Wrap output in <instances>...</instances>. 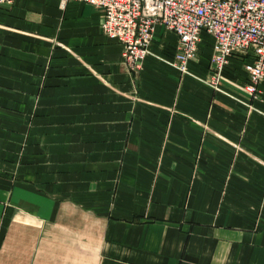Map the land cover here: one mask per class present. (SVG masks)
I'll return each instance as SVG.
<instances>
[{
	"label": "crops",
	"instance_id": "1",
	"mask_svg": "<svg viewBox=\"0 0 264 264\" xmlns=\"http://www.w3.org/2000/svg\"><path fill=\"white\" fill-rule=\"evenodd\" d=\"M102 16L78 1L0 6V264H264L251 58L230 59L223 92L198 79L206 33L190 75L154 56L131 71ZM176 45L156 28V56Z\"/></svg>",
	"mask_w": 264,
	"mask_h": 264
},
{
	"label": "built area",
	"instance_id": "2",
	"mask_svg": "<svg viewBox=\"0 0 264 264\" xmlns=\"http://www.w3.org/2000/svg\"><path fill=\"white\" fill-rule=\"evenodd\" d=\"M14 1L0 0V6ZM70 1L103 11L101 29L122 43L131 71L138 70L150 55L189 74V63L197 57L202 34L206 33L214 39L207 84L223 92L221 80L230 59L249 57L251 61L244 66L248 75L244 88L254 98L259 94L264 82V0H60L63 7ZM158 26L177 37L171 59L164 60L151 51ZM224 94L244 103L231 93Z\"/></svg>",
	"mask_w": 264,
	"mask_h": 264
},
{
	"label": "rangeland",
	"instance_id": "3",
	"mask_svg": "<svg viewBox=\"0 0 264 264\" xmlns=\"http://www.w3.org/2000/svg\"><path fill=\"white\" fill-rule=\"evenodd\" d=\"M150 56V55H149ZM148 56V57H149ZM147 57V58H148ZM160 58H162V59H164V60H168L167 58H165V57H163V56H159ZM147 58H145L144 60H143V64L142 65H140V68L138 69V70H136L135 72H138V71H140L141 69H142V67H143V65H144V62H145V60L147 59ZM160 62H162V60H159ZM164 64H166L165 62H163ZM167 65V64H166ZM189 68V67H188ZM174 69V68H173ZM178 71V70H177ZM188 71H189V69H188ZM179 72V71H178ZM179 73H181V72H179ZM191 74V72L189 71V74H183V73H181V75H190ZM223 76H224V74H223ZM201 82H203V83H207V80H208V77H206V78H202V77H199L198 78ZM221 82H222V80H221ZM258 97V96H257ZM251 107H253V105H251Z\"/></svg>",
	"mask_w": 264,
	"mask_h": 264
}]
</instances>
